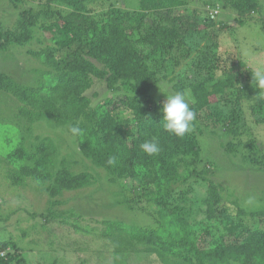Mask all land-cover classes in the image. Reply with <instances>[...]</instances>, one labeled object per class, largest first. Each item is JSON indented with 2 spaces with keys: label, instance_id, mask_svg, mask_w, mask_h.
<instances>
[{
  "label": "trees",
  "instance_id": "obj_1",
  "mask_svg": "<svg viewBox=\"0 0 264 264\" xmlns=\"http://www.w3.org/2000/svg\"><path fill=\"white\" fill-rule=\"evenodd\" d=\"M95 1L39 0L38 9L29 8L20 13L14 28L0 24L2 51L30 42L38 25L45 26L53 36V45L33 52L51 69L46 85L24 84L0 71V89L12 93L22 103L18 116L30 125L49 118L58 126L78 127V144L85 156L118 180L141 179L143 183L141 187L131 188L135 192L124 202L131 206L136 203L138 207L132 208L149 215V220L132 226L104 218L99 221L105 229L101 231L93 225L89 237L101 234L108 240L112 237L116 249H134L138 253L186 250L198 258L199 264H264V233L251 231L243 217L244 210L237 211L233 217L222 204L220 182L213 178L215 169L202 166L196 137L203 125L212 132L220 129L224 134L242 135L239 106L245 100L249 102L253 122L264 124V91L256 88L257 71L233 65L224 70L227 76L218 77L222 58L216 54L210 59L202 58L196 66L198 74L190 83L193 98L190 108L195 113L192 129L183 137L170 134L164 129V102L156 101L150 93L153 85L150 61L164 60L166 53L171 55L188 37L209 28L213 22L211 16L208 19L204 16L202 21L200 10L192 13L181 10L188 0H139L137 9L114 7L98 12L90 6ZM53 2L76 5V8L60 9L52 6ZM223 2L241 15L260 8L258 0ZM94 77L105 79L112 89L122 84L128 90L129 95L121 103L134 111L132 120L123 121L116 116L112 99L91 106L86 92L92 87ZM176 88L178 92L185 91V87ZM215 95L223 96L227 111L222 106L214 107L211 98ZM150 140L160 146L157 155L150 156L140 147ZM231 150H234L233 141L228 142V151ZM55 151L52 141L44 140L28 148L22 138L6 155L18 167L12 173L15 181L20 183L23 178L32 177L40 184L47 182L52 185L53 196L88 184L86 173L76 175L67 168L56 173L53 183V173L48 167ZM111 157H115V165L107 163ZM197 161L200 166L186 170L185 175L182 173V165H196ZM254 162L257 164L258 160ZM189 176L205 182L207 187L204 200L207 222H203V229L190 222L194 211L187 193L181 201H170L172 187L181 185ZM140 196L153 202L157 211L149 213ZM15 248L0 243V264L26 263ZM3 250L5 255H1Z\"/></svg>",
  "mask_w": 264,
  "mask_h": 264
},
{
  "label": "rangeland",
  "instance_id": "obj_2",
  "mask_svg": "<svg viewBox=\"0 0 264 264\" xmlns=\"http://www.w3.org/2000/svg\"><path fill=\"white\" fill-rule=\"evenodd\" d=\"M188 1L181 10L192 13L198 9L202 12L200 20L204 21V16L208 19L209 15L213 22L200 34L188 37L183 45H177L171 55L166 53L164 60L150 61L153 70L150 93L159 102H166L167 96L177 93L176 87H185L183 93L190 106L193 103L190 83L198 74L196 66L202 58L210 59L215 54L222 58L218 77H224V70L233 65L244 70L264 72V0H258L260 8L244 15L227 7L223 0ZM52 6L67 10L76 8V5L61 2H53ZM90 6H94L97 12L114 7L133 10L138 8L139 0H96ZM29 8L38 9L39 0H0V24L14 28L20 13ZM33 32L34 38L30 42L12 45L6 51L0 50V71L24 84L46 85L51 69L33 52L53 45V36L49 29L41 25L36 26ZM86 95L91 99V106L112 99L115 104L113 109L120 120L134 118V111L121 103L122 98L129 95L122 84L112 89L105 79L94 77ZM222 98L215 95L211 103L217 109L222 106L227 111ZM20 104L15 95L0 89V243H8L11 249L16 245L15 249H19L26 260L22 264H199L198 258L186 250L178 253H138L134 249H116L112 237L109 240L102 234L89 237L92 232L88 231L93 225L101 231L105 229L103 222L99 221L104 218L124 221L132 226L149 220V215L143 214L139 208L133 209L134 205L138 207L136 203L132 208L130 203L124 202L134 194L131 188L143 185L141 179L118 180L84 155L77 135L72 133L69 125L58 126L49 118L30 125L18 116ZM240 104L242 135L224 134L220 129L212 132L203 125L196 137L202 166L206 164L208 168L215 169L213 178L220 182L222 204L233 217H236L237 211L244 210L243 217L251 231L256 230L262 235L264 124L253 122L249 102L245 100ZM22 138L28 148L44 140L52 141L56 146L48 167L51 175L53 173L52 179L58 171L67 168L76 175L86 173L88 184L53 196L52 185L47 182L40 184L32 177H26L17 183L12 173L18 167L6 155ZM230 141L234 145L232 152L228 151ZM256 159L257 164L254 162ZM200 165L199 161L196 165H182L181 171L185 175L186 170L189 172ZM172 188L170 201H181L187 193L194 211L190 222L193 224L194 221V227L203 229V222H207L205 182L189 176L182 180L181 185ZM139 199L143 200L149 213L157 211L156 205L146 201L145 196ZM150 220L152 223V218ZM5 254L6 250H3L1 255Z\"/></svg>",
  "mask_w": 264,
  "mask_h": 264
},
{
  "label": "clouds",
  "instance_id": "obj_3",
  "mask_svg": "<svg viewBox=\"0 0 264 264\" xmlns=\"http://www.w3.org/2000/svg\"><path fill=\"white\" fill-rule=\"evenodd\" d=\"M256 88L264 91V72L255 73ZM164 129L177 137H183L192 129L195 113L191 110L183 92H177L174 95L167 96L166 102L162 106ZM73 134H78L80 129L72 127ZM141 149L148 155H157L160 152V146L155 140L146 141L141 144ZM109 165H115V157L108 159Z\"/></svg>",
  "mask_w": 264,
  "mask_h": 264
}]
</instances>
